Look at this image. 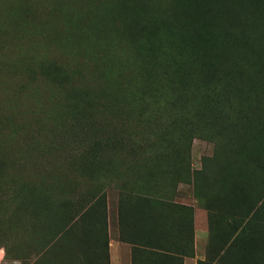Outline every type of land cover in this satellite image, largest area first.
Here are the masks:
<instances>
[{
  "label": "rangeland",
  "instance_id": "374dc122",
  "mask_svg": "<svg viewBox=\"0 0 264 264\" xmlns=\"http://www.w3.org/2000/svg\"><path fill=\"white\" fill-rule=\"evenodd\" d=\"M0 264H264V0H0Z\"/></svg>",
  "mask_w": 264,
  "mask_h": 264
},
{
  "label": "bare ground",
  "instance_id": "6f19581e",
  "mask_svg": "<svg viewBox=\"0 0 264 264\" xmlns=\"http://www.w3.org/2000/svg\"><path fill=\"white\" fill-rule=\"evenodd\" d=\"M81 241H82V240H81ZM81 241H80V242H81ZM84 241H85V239H84ZM82 244H83V242H82ZM84 244H85V243H84ZM78 245H79V244H78ZM86 245H87V244H86ZM83 246L85 247V245H83ZM90 246H91V245H90Z\"/></svg>",
  "mask_w": 264,
  "mask_h": 264
}]
</instances>
